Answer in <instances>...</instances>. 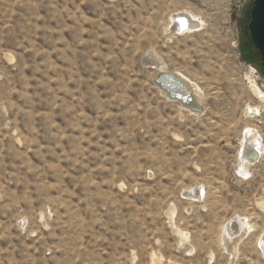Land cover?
<instances>
[{
    "label": "rangeland",
    "instance_id": "obj_1",
    "mask_svg": "<svg viewBox=\"0 0 264 264\" xmlns=\"http://www.w3.org/2000/svg\"><path fill=\"white\" fill-rule=\"evenodd\" d=\"M252 3L0 0V264H264ZM177 11L204 23L170 32ZM150 51L201 87L200 114L157 87ZM248 129L263 153L244 165ZM230 218L251 225L237 241Z\"/></svg>",
    "mask_w": 264,
    "mask_h": 264
},
{
    "label": "bare ground",
    "instance_id": "obj_2",
    "mask_svg": "<svg viewBox=\"0 0 264 264\" xmlns=\"http://www.w3.org/2000/svg\"><path fill=\"white\" fill-rule=\"evenodd\" d=\"M204 22L195 16L190 11H177L171 15L169 26H167V30L170 32H174L177 35H186L190 34L193 31L198 30ZM145 64L152 65L158 68V74H161V82L164 84L165 88L159 84H156L157 87L161 90V92L167 95L169 98L170 94L167 89L172 88V90H183L184 93H190L192 102L187 101L186 103L180 99H174L177 101L183 108L188 110L194 114H200L203 110V91L201 87L195 83L193 80L183 75L181 72H171L169 69L165 67L162 61H159L157 57L153 54V52H148L146 56ZM169 77H167V75ZM171 76V77H170ZM155 78V77H154ZM170 78H174V80H170ZM170 90V91H172ZM191 104H194L200 108H194ZM248 112L252 117L259 116V108L258 107H248ZM239 156L240 161L244 165H251L258 161L263 151L259 146L258 140L253 136L251 129H248L244 133V137L241 141V147H239ZM200 188H191L189 190L190 196L198 195ZM192 198H195V196ZM239 217V216H238ZM253 228V227H252ZM251 229V225L245 222L244 219L239 218H230L226 230L224 233V237L227 240H239L243 237L249 230ZM262 238V248L264 250V233L261 235Z\"/></svg>",
    "mask_w": 264,
    "mask_h": 264
},
{
    "label": "water",
    "instance_id": "obj_3",
    "mask_svg": "<svg viewBox=\"0 0 264 264\" xmlns=\"http://www.w3.org/2000/svg\"><path fill=\"white\" fill-rule=\"evenodd\" d=\"M247 30L255 48L259 51L261 58L264 61V0H253L252 6L250 8ZM142 61L145 64L146 56L143 57ZM166 75L167 77H169L168 74ZM160 77L161 74H158L154 79V83L159 84L165 88L164 84L161 82ZM170 80H174V78H170ZM167 90L169 91L170 97L172 98L183 100L185 103L187 101L192 102L190 93H184V91L179 90V88L178 90H172V88ZM191 105L194 108H200L194 104Z\"/></svg>",
    "mask_w": 264,
    "mask_h": 264
},
{
    "label": "trees",
    "instance_id": "obj_4",
    "mask_svg": "<svg viewBox=\"0 0 264 264\" xmlns=\"http://www.w3.org/2000/svg\"><path fill=\"white\" fill-rule=\"evenodd\" d=\"M248 15H249V11H248ZM243 36H244L243 37L244 42L242 45V51H243L245 59L248 60L249 62H253L259 68L264 70V61L262 60L259 51L255 48L250 38V35L248 34L247 28L245 29Z\"/></svg>",
    "mask_w": 264,
    "mask_h": 264
}]
</instances>
